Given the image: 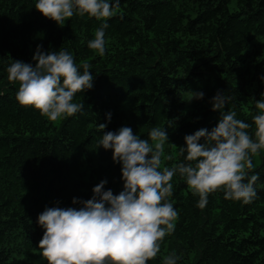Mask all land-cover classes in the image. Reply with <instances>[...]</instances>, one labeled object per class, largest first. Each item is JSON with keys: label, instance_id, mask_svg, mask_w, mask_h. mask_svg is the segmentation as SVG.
Masks as SVG:
<instances>
[{"label": "trees", "instance_id": "obj_1", "mask_svg": "<svg viewBox=\"0 0 264 264\" xmlns=\"http://www.w3.org/2000/svg\"><path fill=\"white\" fill-rule=\"evenodd\" d=\"M36 2L0 0V264H47L37 224L46 207L79 209L73 198L90 199L101 180L114 195L122 191L121 165L97 147L107 113L104 131L127 126L141 139L174 121L165 128L168 142L184 147L186 135L216 126L220 110L210 101L217 92L234 95L222 111L249 124L256 100H264V0H120L106 21L103 56L87 47L102 21L74 15L60 27L35 10ZM37 45L70 51L94 76L93 88L74 97L84 109L57 124L21 106L18 83L7 80L12 61L35 66ZM190 91L203 99L188 102ZM248 131L253 135L254 126ZM169 143L165 155L174 158L162 159L161 168L183 160ZM253 163L259 179L248 204L218 190L201 210L176 174L169 197L175 231L148 264H162L172 252L177 264H264V150Z\"/></svg>", "mask_w": 264, "mask_h": 264}, {"label": "clouds", "instance_id": "obj_2", "mask_svg": "<svg viewBox=\"0 0 264 264\" xmlns=\"http://www.w3.org/2000/svg\"><path fill=\"white\" fill-rule=\"evenodd\" d=\"M120 0H37L35 10L43 17L63 27L74 15L102 21L87 47L99 55L105 54L107 20L119 10ZM37 45L32 57L35 66L12 61L7 67V80L19 85L17 102L38 110L50 121L70 117L84 109V102H74L77 93L93 88L94 76L89 63L79 66L73 54L62 49L55 52L41 50ZM83 69L81 72L80 69ZM264 80V77H261ZM264 95V93H262ZM203 92H191L187 100L203 99ZM234 95L217 92L211 98L212 110H220V117L211 130L200 129L184 137L185 146L168 142L166 127L150 129L147 139H141L130 127L104 131L110 122L97 125L102 137L97 147L112 151V161L121 165L123 188L114 195L105 190L107 180L92 189L88 200L73 198L76 208H45L37 217L44 230L38 243L47 264H148L157 257L161 242L175 231L178 213L170 202L172 179L179 174L194 196L197 207L204 209L208 195L218 190L224 199L251 203L257 193L254 188L259 174H253V157L264 150V100H256L257 114L252 123L237 119L236 111H222ZM254 126V138L249 129ZM202 141V142H201ZM178 148L181 162L163 167L165 144ZM175 252L163 257L162 264H177Z\"/></svg>", "mask_w": 264, "mask_h": 264}, {"label": "rangeland", "instance_id": "obj_3", "mask_svg": "<svg viewBox=\"0 0 264 264\" xmlns=\"http://www.w3.org/2000/svg\"><path fill=\"white\" fill-rule=\"evenodd\" d=\"M60 120H61V119H58L57 121H52V122H54L55 124H57Z\"/></svg>", "mask_w": 264, "mask_h": 264}]
</instances>
